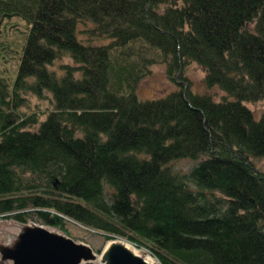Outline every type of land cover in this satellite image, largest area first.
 Returning <instances> with one entry per match:
<instances>
[{
  "label": "trees",
  "instance_id": "1",
  "mask_svg": "<svg viewBox=\"0 0 264 264\" xmlns=\"http://www.w3.org/2000/svg\"><path fill=\"white\" fill-rule=\"evenodd\" d=\"M14 15L27 35L11 85L0 74L1 216L69 217L161 264H264V112L246 104L264 100V0H0V31ZM80 22L111 41L85 43ZM192 62L221 100L192 90ZM155 63L177 87L141 99ZM27 92L50 97L44 117L19 113ZM182 158L197 161L184 176Z\"/></svg>",
  "mask_w": 264,
  "mask_h": 264
},
{
  "label": "rangeland",
  "instance_id": "2",
  "mask_svg": "<svg viewBox=\"0 0 264 264\" xmlns=\"http://www.w3.org/2000/svg\"><path fill=\"white\" fill-rule=\"evenodd\" d=\"M91 26V23L80 22L78 24V38L82 39L85 43L93 45L107 44L111 41L108 37H94L88 35L86 31L91 28ZM26 35L27 25L22 17L17 15L6 17L0 31V74L6 78L8 82H10V85L17 72L21 50L23 44L25 43ZM2 47H4V49ZM64 63H73V60L69 57L60 58L55 60L50 67L51 69L56 70L57 73H61L63 72L61 70V66ZM183 72L192 84V90L194 92L209 93L216 100H221L225 96V92L218 86H206L204 82L205 72L198 63L192 62L188 64ZM176 87L177 83L167 76L165 64L155 63L150 66L149 74L144 76L139 81L137 85V93L141 99H152L165 96ZM23 95L25 98L22 100V104L18 107L19 113L23 116L37 113L39 114V117H44L45 112L51 107L50 97L48 95L45 99H40L30 92L23 93ZM246 104L254 111L257 118H259V116L264 112V100L247 102ZM252 161L258 170L264 172V157H253ZM196 163V160L182 158L172 162L171 168L177 174L184 176L185 174H189L190 170ZM189 184L192 188H194L193 184ZM110 192L111 191L109 189H106V196L108 199ZM34 221L35 220L31 219L27 223L40 224L39 222ZM20 224V221L0 215V240L6 239L9 234L18 233L20 231ZM44 227L64 233L76 241L87 243L97 253H99L106 242V238L102 231L85 226L69 217H66L64 220V229L48 225H44ZM122 239L127 240L125 238ZM139 249L146 251L152 259L156 260L158 264H161L160 261H158V259L147 249ZM0 264H11V261L2 262L0 258Z\"/></svg>",
  "mask_w": 264,
  "mask_h": 264
},
{
  "label": "water",
  "instance_id": "3",
  "mask_svg": "<svg viewBox=\"0 0 264 264\" xmlns=\"http://www.w3.org/2000/svg\"><path fill=\"white\" fill-rule=\"evenodd\" d=\"M136 245L122 238L106 240L97 253L87 243L37 223L20 224L18 233L0 240V258L11 264H157Z\"/></svg>",
  "mask_w": 264,
  "mask_h": 264
},
{
  "label": "bare ground",
  "instance_id": "4",
  "mask_svg": "<svg viewBox=\"0 0 264 264\" xmlns=\"http://www.w3.org/2000/svg\"><path fill=\"white\" fill-rule=\"evenodd\" d=\"M150 258V257H149ZM158 264V263H157Z\"/></svg>",
  "mask_w": 264,
  "mask_h": 264
}]
</instances>
